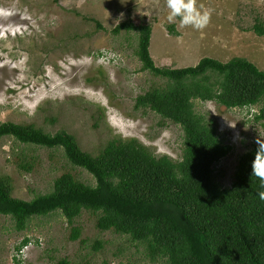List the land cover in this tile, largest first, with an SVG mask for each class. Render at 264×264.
<instances>
[{"label": "rangeland", "instance_id": "374dc122", "mask_svg": "<svg viewBox=\"0 0 264 264\" xmlns=\"http://www.w3.org/2000/svg\"><path fill=\"white\" fill-rule=\"evenodd\" d=\"M201 5L212 16L197 30L182 27L179 17L169 23L166 0H0V16L11 21L0 23V124L34 121L50 133L64 129L92 153L112 135L135 138L156 155L179 158L180 126L168 120L160 126L154 111L133 108L136 96L166 79L141 70L134 31L111 30L127 20L152 24L149 53L159 67L193 66L203 57L222 62L244 57L264 70V35L252 30L256 20L264 22V0H197ZM170 24L176 34H169ZM192 102L196 112L216 119L232 146L213 165L215 182L227 188L239 156L257 139L264 140V124L254 119L256 106L227 109L211 100ZM97 107L104 117H98ZM44 115L56 121L45 123ZM15 155L26 156L31 169H20ZM65 170L95 184L61 149L0 138V175L12 179L15 197L29 200L50 192ZM96 217L89 210L72 222L60 211L33 215L25 230L17 232L12 218L0 214V264H56L62 259L68 264H166L162 258L152 261L142 244L124 234L99 231ZM73 228L80 231L76 240L70 238ZM24 238L34 240L20 246ZM95 239L103 240L98 251Z\"/></svg>", "mask_w": 264, "mask_h": 264}, {"label": "trees", "instance_id": "16d2710c", "mask_svg": "<svg viewBox=\"0 0 264 264\" xmlns=\"http://www.w3.org/2000/svg\"><path fill=\"white\" fill-rule=\"evenodd\" d=\"M93 20V19H92ZM98 28H103L95 21ZM169 34H176L174 24ZM136 33L135 55L141 70L166 79L136 96L135 110L148 109L181 128V154L173 159L156 155L135 138L112 135L95 153L83 150L64 129L46 131L36 122L0 124V138L12 137L26 145L62 150L72 166L84 168L95 184L78 179L69 170L58 175L52 190L26 200L12 193L13 181L0 175V214L10 216L17 232L33 215L60 211L69 222L83 210L96 212V228L125 235L142 244L148 257L166 264H264V201L262 182L252 176L258 144H252L235 164L233 181L221 187L213 165L232 149L218 130L214 117L194 110L193 99L211 100L227 108L257 107L254 119L264 124V70L244 57L222 62L203 57L183 68L154 65L149 53L152 24L127 20L111 32ZM252 30L264 35V22ZM45 110V107L42 109ZM98 117L103 110L96 108ZM55 116H43L47 123ZM14 158V155L12 153ZM18 167L30 170L26 156L15 155ZM73 228L70 238L78 239ZM29 242L24 238L20 246ZM103 240L95 239L98 251ZM19 248V245L16 247ZM56 264H68L64 259ZM111 264V263H110Z\"/></svg>", "mask_w": 264, "mask_h": 264}, {"label": "clouds", "instance_id": "9594fccd", "mask_svg": "<svg viewBox=\"0 0 264 264\" xmlns=\"http://www.w3.org/2000/svg\"><path fill=\"white\" fill-rule=\"evenodd\" d=\"M166 6L170 10L167 16L169 23H174L179 17L182 27L191 26L201 30L211 22L212 11L204 9L202 5L198 7L197 0H166ZM2 11L0 9V12ZM256 143L258 148L251 165L252 176L258 178L264 186V140L257 139ZM258 195L260 200L264 201V191Z\"/></svg>", "mask_w": 264, "mask_h": 264}, {"label": "bare ground", "instance_id": "6f19581e", "mask_svg": "<svg viewBox=\"0 0 264 264\" xmlns=\"http://www.w3.org/2000/svg\"><path fill=\"white\" fill-rule=\"evenodd\" d=\"M1 20H2V21H1ZM9 22H11L10 19H6V18L0 16V23H1V24H6V23H9ZM28 240L30 241V239H28ZM31 240H32V239H31Z\"/></svg>", "mask_w": 264, "mask_h": 264}, {"label": "built area", "instance_id": "2783aa9c", "mask_svg": "<svg viewBox=\"0 0 264 264\" xmlns=\"http://www.w3.org/2000/svg\"><path fill=\"white\" fill-rule=\"evenodd\" d=\"M34 239H32V240H30V243L33 241ZM41 239H38V241H37V243L39 242V244H41ZM28 244H29V242H28Z\"/></svg>", "mask_w": 264, "mask_h": 264}]
</instances>
